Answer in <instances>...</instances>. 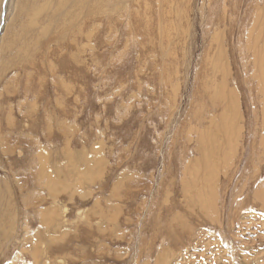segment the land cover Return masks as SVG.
Segmentation results:
<instances>
[{"label": "rangeland", "instance_id": "374dc122", "mask_svg": "<svg viewBox=\"0 0 264 264\" xmlns=\"http://www.w3.org/2000/svg\"><path fill=\"white\" fill-rule=\"evenodd\" d=\"M62 1L0 0V264H264V0Z\"/></svg>", "mask_w": 264, "mask_h": 264}, {"label": "bare ground", "instance_id": "6f19581e", "mask_svg": "<svg viewBox=\"0 0 264 264\" xmlns=\"http://www.w3.org/2000/svg\"><path fill=\"white\" fill-rule=\"evenodd\" d=\"M38 1H39V3H38ZM43 1V2H42ZM54 1V3H55V5H54V7H53V9H50L51 8V3ZM88 0H78L74 5H73V8L74 7H77L76 9H80V8H83V7H85L86 5H87V2ZM41 2H42V4H41ZM36 3V4H35ZM32 6H31V9H30V13H29V15H31L32 17H30L29 18V16L27 17L28 19H30L31 21L28 23V24H30L29 26H30V28L32 27V25L33 26H36L37 25V20H38V16L41 14V13H47V16H46V20H48V22L50 23V22H52V23H54L55 21H57V20H59V19H61L63 16V11H64V2L62 1V0H57V1H55V0H36V2H35ZM95 5H97L98 3L96 2V3H94ZM6 6V5H5ZM101 8V7H100ZM26 10H27V8H26ZM72 12L71 14H68V12ZM51 12L53 13V16H50V14H51ZM90 13V12H89ZM88 13V14H89ZM67 14L68 15H70V19H71V22L72 23H74V20H75V18H76V16L78 15L79 17H81L82 16V13L80 12H75V10L74 11H72V9H69L68 11H67ZM56 17H59V19H57V20H54ZM85 16H83V18H84ZM89 17V16H88ZM26 18V17H25ZM26 18V19H27ZM90 18V17H89ZM24 19V18H23ZM91 19V18H90ZM1 20H3V19H1ZM23 21V20H22ZM23 25V24H22ZM45 25V24H44ZM44 25L42 26V27H44ZM38 26H40L39 24H38ZM69 26V25H68ZM4 27H5V24H4V20L1 22V24H0V28H2V29H4ZM35 28V27H34ZM41 28V27H40ZM47 28V27H46ZM13 29V28H12ZM15 29V28H14ZM21 29V28H20ZM38 29V28H37ZM38 31H40V29H38ZM78 31V30H77ZM41 33H44V32H46V31H40ZM12 33H15L16 34V31L15 32H11V30H8L7 31V33L5 34V37L4 38H2V40H1V32H0V50L1 51H5V50H8V51H11V50H13L14 48H15V46H17V43H18V41L17 40H19V42L21 41V39L20 38H16V39H14V41L12 40V41H10V37H11V34ZM41 33H39V34H41ZM65 33V32H64ZM93 33V32H92ZM20 34V33H19ZM45 34V33H44ZM90 38V37H89ZM63 39V38H62ZM23 46H24V44H22ZM23 46H20L21 48H19L18 49V51H20V52H23V49H24V47ZM76 46V45H75ZM3 47H5V49H3ZM26 48H28V47H26ZM8 57V56H7ZM7 59V58H6ZM8 60V59H7Z\"/></svg>", "mask_w": 264, "mask_h": 264}]
</instances>
